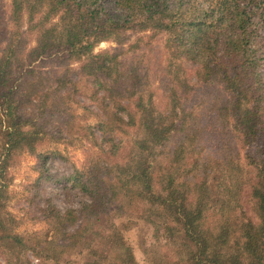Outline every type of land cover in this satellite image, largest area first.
I'll return each instance as SVG.
<instances>
[{"label":"trees","instance_id":"1","mask_svg":"<svg viewBox=\"0 0 264 264\" xmlns=\"http://www.w3.org/2000/svg\"><path fill=\"white\" fill-rule=\"evenodd\" d=\"M10 4L15 32L0 51V246L11 241L15 248L5 254V264H30L27 251L58 262V253L81 243L93 258L86 264H136L125 236L134 221L153 230L157 261L151 264H264V0ZM129 31L144 36L128 44L125 53L134 54L143 39L164 36L163 85L150 84L149 72L135 67L136 57L119 61L122 50L93 54L101 42L125 46ZM28 32L36 35L39 52L28 64L37 62L40 74L50 59L58 61L56 66L78 63L97 89L105 116L99 132L128 136L124 147L111 144L94 164L67 177L59 179L40 166L39 179L68 184L86 201L64 213L49 210L55 239L41 241L38 252L12 232L3 181L12 151H33L42 133L36 122L21 117L19 88L7 86L6 79L8 65L19 63L15 46ZM200 89L199 100L190 101ZM47 108L53 113L56 104ZM245 188L255 221L243 208ZM112 205L119 224L108 218ZM144 254L148 258L150 251Z\"/></svg>","mask_w":264,"mask_h":264},{"label":"rangeland","instance_id":"2","mask_svg":"<svg viewBox=\"0 0 264 264\" xmlns=\"http://www.w3.org/2000/svg\"><path fill=\"white\" fill-rule=\"evenodd\" d=\"M10 11V0H0V51L7 48L15 32ZM112 15L121 16V13L113 10ZM124 36L125 46L121 47L110 41L101 42L94 47L93 54L117 53L122 50L123 55L119 61L130 63L131 59L136 57L135 67L149 72L151 85L158 87L165 83L167 53L164 49V36L158 35L151 40L143 39L142 46L134 54L133 51L125 53L124 50L127 49L128 44L144 35L129 31L125 32ZM20 42L21 44L15 46V57L19 59V63H10L6 71L7 86L13 85L14 89L19 88V94L16 95L20 103L19 114L36 122L42 128V133L38 136L39 140L33 151L14 150L5 161L3 175L5 212L13 218L12 232L24 237L26 245L35 247L38 252L41 249V241L51 242L55 239V234L47 223L49 210L53 207L64 213L69 209H79L86 201V197L77 190L69 189L68 184L39 179L40 166L42 165L49 174L57 175L59 179L67 177L74 169L81 170L94 164L102 151L104 153L109 151L111 144L120 142L122 144L119 146L124 147L128 136L109 138L107 134L103 135L99 132V122L105 119V116L101 110L97 89L93 78L81 72L78 63H61L60 66H56L58 61L50 59L44 61L38 74L34 68L37 62L28 64V61L39 53L36 47V35L24 33ZM31 70L33 73L29 72ZM187 71V76L190 78L191 68L189 67ZM56 81L59 84V91H56ZM195 93L190 101L197 102L203 91L200 89ZM37 95H40V99ZM43 103L46 106L41 110ZM49 103L56 104V111L53 113L48 111ZM8 130L5 126L2 127V131L8 132ZM118 152L122 153V151ZM245 152L244 149L241 150L242 157H245ZM105 156L107 158V155ZM44 157L46 160L43 164ZM106 158H103V161H106ZM242 162L246 164V161ZM63 185L66 189H62ZM247 196L248 190L245 188L241 196L243 208L246 215L253 218L247 204ZM108 218L116 224L121 223L122 219L118 217L116 205L109 208ZM132 223L134 224L126 231L125 236L132 248L136 264H151L150 261H157L154 256L156 242L153 239L151 226L139 221ZM100 224H103V219ZM54 247L55 245L52 246ZM14 248L11 241L2 242L0 264H5V254ZM145 251H150L148 258L144 254ZM86 253L81 243L73 249L58 253V262L47 260L46 253L40 254V259L33 257L30 251L24 252V256L30 264H86L93 261V258Z\"/></svg>","mask_w":264,"mask_h":264}]
</instances>
